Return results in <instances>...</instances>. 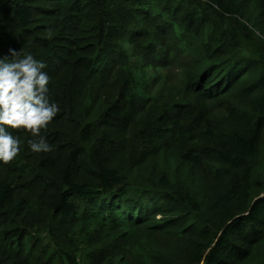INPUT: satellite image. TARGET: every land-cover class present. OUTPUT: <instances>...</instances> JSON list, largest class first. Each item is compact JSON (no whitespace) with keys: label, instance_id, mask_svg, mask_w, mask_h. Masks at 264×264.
<instances>
[{"label":"trees","instance_id":"obj_1","mask_svg":"<svg viewBox=\"0 0 264 264\" xmlns=\"http://www.w3.org/2000/svg\"><path fill=\"white\" fill-rule=\"evenodd\" d=\"M9 49L60 112L0 163V264H264V0H0Z\"/></svg>","mask_w":264,"mask_h":264},{"label":"clouds","instance_id":"obj_2","mask_svg":"<svg viewBox=\"0 0 264 264\" xmlns=\"http://www.w3.org/2000/svg\"><path fill=\"white\" fill-rule=\"evenodd\" d=\"M11 57V58H10ZM43 60L9 49L0 56V163L9 164L26 149L48 153L53 145L41 134L60 112L49 96L50 76ZM29 135L23 141L12 130Z\"/></svg>","mask_w":264,"mask_h":264},{"label":"rangeland","instance_id":"obj_3","mask_svg":"<svg viewBox=\"0 0 264 264\" xmlns=\"http://www.w3.org/2000/svg\"><path fill=\"white\" fill-rule=\"evenodd\" d=\"M174 74V76H175V73H173Z\"/></svg>","mask_w":264,"mask_h":264}]
</instances>
